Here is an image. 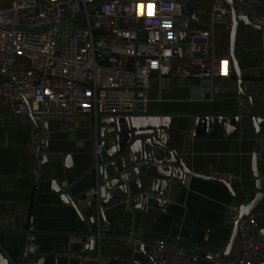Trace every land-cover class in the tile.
<instances>
[{"label":"crops","instance_id":"0c3cea01","mask_svg":"<svg viewBox=\"0 0 264 264\" xmlns=\"http://www.w3.org/2000/svg\"><path fill=\"white\" fill-rule=\"evenodd\" d=\"M214 1H193L191 8H200L202 16L199 23L189 24L191 29L206 27ZM11 4L12 0H0V8H9ZM84 24L82 14L71 20L73 26ZM230 49V33L217 30L214 33L213 55L230 59ZM235 55L243 73L245 96L239 93L237 77L215 80L216 87L226 91L212 94L205 79L167 77L163 80L155 74L150 79L148 102L145 107L139 104L137 108L139 114L144 108L146 110V115L136 116L145 120L142 128L145 132L154 125V118H169L165 137L167 146L183 158L193 174L230 176L228 182L233 192L222 183L190 175L182 184L178 179L179 172L175 173L177 178H168L163 174L169 171L163 167L154 170L156 176L148 184L154 194H159L157 198L169 203L152 230L165 238H183L196 257V264H215L205 255L208 251L225 250L230 242L232 230L226 227L227 208L236 204L245 205L257 193L253 160L257 140L249 136L223 137V127L212 126L204 119L199 126L198 118L236 114L261 117L257 172L264 176L262 31L240 24ZM138 96L142 98L143 93ZM245 99L249 102V112L246 111ZM99 121L91 115H82L77 131L69 133L61 130L59 120L50 119L47 124L51 134L49 152L35 181L32 170L36 150L30 145L34 123L15 116L10 104L0 100V217L15 218L13 230L0 228V254L12 264L20 260L25 232L29 227L33 228L31 235L40 256L45 257L43 264H99L78 257L86 250L84 236L94 216L97 219L91 232L106 234L96 243L94 250L106 256L103 264H150L146 254H134L131 245L123 240L130 232L144 228L140 200L113 205L100 217L98 210L89 207L91 200L85 199L82 219L77 208L65 204L53 187L57 182L75 198L82 197L101 181L96 168L97 143H103L108 150L117 145V138L103 140ZM195 131L197 135H194ZM189 136L192 138L188 141ZM136 139L134 137L133 141ZM261 181L264 188V177ZM65 183L67 187H63ZM143 186V179L135 176L129 189H132V194H140ZM157 205L150 203L151 208L146 212L147 222L154 216ZM253 215L256 217L257 232L264 233V199Z\"/></svg>","mask_w":264,"mask_h":264},{"label":"built area","instance_id":"2783aa9c","mask_svg":"<svg viewBox=\"0 0 264 264\" xmlns=\"http://www.w3.org/2000/svg\"><path fill=\"white\" fill-rule=\"evenodd\" d=\"M190 1L107 0L89 11L88 0H12L9 8H0V68L7 74H0V100L10 104L15 116L34 123L30 145L36 150L35 181L49 152L50 119L59 120L62 131L74 133L82 115L96 120L146 115L145 108L142 114L137 108L148 102L150 79L155 74L163 80L205 79L212 94L226 91L214 82L230 78L233 66L229 58L214 56L213 48L217 30L231 31L230 11L215 0L206 27L194 30L189 24L199 23L202 11L197 7L187 11ZM234 10L264 34V0H234ZM81 14L85 24L71 25ZM182 33L184 43L180 42ZM244 103L249 112L248 100ZM104 151L105 145L97 143V169ZM210 175L230 180L228 175ZM104 188L106 183L100 181L82 197L73 198L75 207L83 210L84 200L99 198ZM240 207L227 208L226 223L239 220ZM256 224L253 214L241 221L232 257L224 264H264V233H254ZM0 227L13 230L15 218L0 217ZM32 231V227L27 229ZM101 234L85 235V244L100 242ZM144 237L142 229L123 240L134 254L147 247L145 254L157 264H196L183 238L154 237L146 242ZM78 257L99 264L105 259L101 253ZM205 258L222 264V251H208Z\"/></svg>","mask_w":264,"mask_h":264},{"label":"water","instance_id":"95a60500","mask_svg":"<svg viewBox=\"0 0 264 264\" xmlns=\"http://www.w3.org/2000/svg\"><path fill=\"white\" fill-rule=\"evenodd\" d=\"M107 0H100L95 2L94 0H88L89 11H93L99 5ZM194 0H191L187 5L186 10L189 11L192 7ZM220 1L229 11L232 18V28L230 31L231 37V49H230V60L233 66V72L231 77L238 78V89L241 96H245L243 91V73L239 66V62L236 58V41L238 35V29L240 24H244L246 27L255 28L262 31L258 26H255L250 23L248 17L239 16L234 10V0H218ZM180 42H185V33L180 35ZM183 55V48L180 49V56ZM0 74L7 76L6 72L0 68ZM32 118V114H29ZM154 125L152 128L145 132L142 130L143 122L142 118L132 117V118H111L104 117L99 121L101 127V134L103 135V140H106L108 137H116L117 145L112 146L104 153H102V163L99 165V174L101 177V182H105L107 188L101 189L99 198L91 200L89 207L99 211V216L103 217L104 211L116 204L121 202H128L131 204L135 200H140L142 202L141 213L143 214L144 222V240L150 242L154 237H162L160 234L152 230L153 224L158 220V218L165 212L169 203L168 200L163 198H157L159 194H154L151 187L148 186L151 178L156 176L155 171L157 168L162 169L167 168L168 173L163 174L168 178L176 177V172H179L178 179H180L182 184L185 182L186 178L190 176L200 177L203 179H208L224 184L231 192V184L223 179L212 178L209 176H202L193 174L189 170L183 158L175 151L171 150L167 146L166 129H169V118H154ZM203 119L209 121L212 126L220 125L223 127V132L221 135L223 137H252L255 138V150H254V170L256 172L257 178V193L251 199V201L240 207L239 220L235 224L226 223V227L232 230V236L229 244L222 251V264L232 257L234 246L237 242V237L239 235V226L242 220L248 218L254 213L259 203L264 199V188L262 186L261 178L264 177L257 172V156L260 153L259 151V142L261 141L260 136V126L261 117H255L254 114L247 115H220V116H200L198 118V125L200 126L203 122ZM229 127L231 130H229ZM124 129V130H123ZM197 135V131L195 134ZM137 139L133 141V138ZM168 164V166H165ZM152 169V170H150ZM171 172V173H170ZM139 177L143 179L144 186L143 192L140 194H132V189L130 188L131 181L133 177ZM146 185V187H145ZM54 189L62 196L65 204L73 203L72 195L63 189L57 182L53 185ZM150 203L158 204L155 209V214L149 222L146 221V212L149 210ZM75 206V205H74ZM79 216L83 219L82 211L79 209ZM97 216H94L91 219V225L88 226V234H92L91 228L94 227ZM1 228V227H0ZM32 233V232H31ZM31 233L25 232V241L21 248L20 260L17 264H43L44 258L40 256V251L38 246H35V240L32 237ZM254 233L258 234L257 230H254ZM106 234H101V237H105ZM122 237V236H120ZM96 247V241L91 242L86 245V250L82 254H95L94 251ZM92 252H89V250ZM147 247H143L142 251L145 254ZM39 257V258H37ZM106 259V256H103ZM150 264H157L152 258H150ZM0 264H12L9 260L3 255L0 254Z\"/></svg>","mask_w":264,"mask_h":264},{"label":"rangeland","instance_id":"374dc122","mask_svg":"<svg viewBox=\"0 0 264 264\" xmlns=\"http://www.w3.org/2000/svg\"><path fill=\"white\" fill-rule=\"evenodd\" d=\"M19 62H21L23 64V63H25V60L20 59Z\"/></svg>","mask_w":264,"mask_h":264},{"label":"snow or ice","instance_id":"6c2138e0","mask_svg":"<svg viewBox=\"0 0 264 264\" xmlns=\"http://www.w3.org/2000/svg\"><path fill=\"white\" fill-rule=\"evenodd\" d=\"M165 26H167V25H165ZM153 66H155V65H153Z\"/></svg>","mask_w":264,"mask_h":264}]
</instances>
